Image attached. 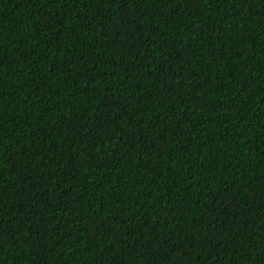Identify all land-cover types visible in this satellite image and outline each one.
Returning <instances> with one entry per match:
<instances>
[{"label": "trees", "instance_id": "trees-1", "mask_svg": "<svg viewBox=\"0 0 264 264\" xmlns=\"http://www.w3.org/2000/svg\"><path fill=\"white\" fill-rule=\"evenodd\" d=\"M0 264H264V0H0Z\"/></svg>", "mask_w": 264, "mask_h": 264}]
</instances>
